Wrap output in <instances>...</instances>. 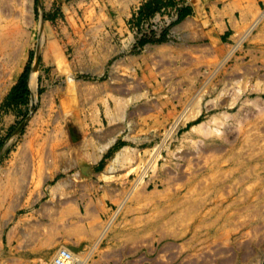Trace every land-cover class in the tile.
Masks as SVG:
<instances>
[{"label":"rangeland","instance_id":"rangeland-1","mask_svg":"<svg viewBox=\"0 0 264 264\" xmlns=\"http://www.w3.org/2000/svg\"><path fill=\"white\" fill-rule=\"evenodd\" d=\"M257 1L220 40L125 30L101 0H0V264L60 247L69 264H264Z\"/></svg>","mask_w":264,"mask_h":264},{"label":"crops","instance_id":"crops-1","mask_svg":"<svg viewBox=\"0 0 264 264\" xmlns=\"http://www.w3.org/2000/svg\"><path fill=\"white\" fill-rule=\"evenodd\" d=\"M109 5L110 13L124 16L125 30H134L141 18L145 29L141 35L153 33L174 38H191L193 29L201 28L208 37L229 39L236 31L245 29L257 10V0H101ZM99 7V8H100ZM128 20L131 21L128 22ZM124 29V26H123ZM137 30H139L137 28ZM127 35V34H126ZM121 42V53L129 54L138 44V38L126 37ZM141 42V40H140Z\"/></svg>","mask_w":264,"mask_h":264},{"label":"built area","instance_id":"built-area-1","mask_svg":"<svg viewBox=\"0 0 264 264\" xmlns=\"http://www.w3.org/2000/svg\"><path fill=\"white\" fill-rule=\"evenodd\" d=\"M72 253L67 248H62L58 251L55 262L53 264H69L72 259Z\"/></svg>","mask_w":264,"mask_h":264},{"label":"bare ground","instance_id":"bare-ground-1","mask_svg":"<svg viewBox=\"0 0 264 264\" xmlns=\"http://www.w3.org/2000/svg\"><path fill=\"white\" fill-rule=\"evenodd\" d=\"M36 75H37V69H36V67H33L32 68V71H31V73H30V77H29V80H30V85H31V87L32 88H34L35 89V85H36ZM99 155V154H98ZM62 248H65V247H60V248H58V250L54 253V255H53V258H52V264L55 262V258H56V255H57V253H58V251L60 250V249H62ZM72 253V252H71ZM72 258H74V259H76L75 258V256L72 254V256H71Z\"/></svg>","mask_w":264,"mask_h":264}]
</instances>
